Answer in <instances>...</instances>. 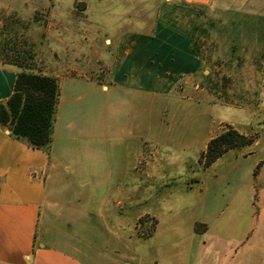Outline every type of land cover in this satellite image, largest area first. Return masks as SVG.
<instances>
[{
  "label": "crops",
  "instance_id": "obj_1",
  "mask_svg": "<svg viewBox=\"0 0 264 264\" xmlns=\"http://www.w3.org/2000/svg\"><path fill=\"white\" fill-rule=\"evenodd\" d=\"M16 1L22 18V6L34 15L44 6L41 0ZM84 1L88 11H105L98 19L103 51L90 54L82 38L77 46L62 48L60 39L70 32L72 19L59 14V8L73 1L53 0L48 29L49 53L55 58L53 73L47 75L61 77V87L63 81L94 87L100 81L83 74L100 72L102 62L108 69L103 90L170 98L204 66L191 35L197 10H219L230 2L136 0L147 17L153 13L149 24L130 18L133 11L122 14L140 8L125 3L133 0ZM111 9L116 12L108 14ZM41 24H33L39 37ZM62 54L65 59L59 58ZM59 70L77 74L64 78ZM19 71L0 61V103L12 96ZM58 120L49 152L13 139L0 125V264H264V185H255V178L229 190L215 206L195 192L194 173L180 181L163 170L159 156L147 162L141 145L130 146L128 141L136 139L131 132L115 136L116 145L108 149L113 157L100 175L78 150L60 147L59 157L55 155ZM66 127L76 125L68 122ZM66 152L73 159L63 160ZM146 215L154 225L142 238L132 228Z\"/></svg>",
  "mask_w": 264,
  "mask_h": 264
},
{
  "label": "rangeland",
  "instance_id": "obj_2",
  "mask_svg": "<svg viewBox=\"0 0 264 264\" xmlns=\"http://www.w3.org/2000/svg\"><path fill=\"white\" fill-rule=\"evenodd\" d=\"M6 1L0 0V61L31 73H53L55 57L49 53L48 29L53 0H41L44 6L35 15L28 6H22L26 14L23 18L18 16V1L10 0V6H6ZM70 1V6L59 8V14L72 19L68 25L70 32L60 39L62 48H70L73 43L77 46L78 38H82L83 48L88 45L90 54H95L105 45L103 31L98 28V19L105 11H88L84 0ZM233 1V5L230 0L223 6L231 10H197L199 19L191 35L193 48L204 66L189 85L176 87L172 98L115 88L103 90L108 69L102 62L100 72L80 73L94 76L99 85L63 81L55 155L59 157L60 147L78 150L80 159L93 161L102 175L108 159L113 157L108 149L116 145L115 136L131 132L136 139L128 141L130 146L141 145L147 152V162L159 156L163 170L175 173L180 181L194 173L195 192L202 194L203 200H212L215 206L229 190L248 184L253 178L255 185H264V0ZM125 3L140 8L131 12L127 8L122 14L129 16L133 11L130 18L152 22L153 13L149 12L147 17L141 2ZM37 21L42 23L40 37L39 30L33 28ZM60 57L65 59L63 54ZM58 73L64 78L77 74L64 70ZM76 98L79 100L75 103ZM68 122L76 127L68 129ZM229 128L250 137L254 143L231 149L205 167L203 154L208 143ZM72 156L66 152L63 160H71ZM150 222L146 215L132 231L136 236L147 237L153 230L154 224Z\"/></svg>",
  "mask_w": 264,
  "mask_h": 264
},
{
  "label": "trees",
  "instance_id": "obj_3",
  "mask_svg": "<svg viewBox=\"0 0 264 264\" xmlns=\"http://www.w3.org/2000/svg\"><path fill=\"white\" fill-rule=\"evenodd\" d=\"M59 82L57 77L20 68L12 96L0 103V125L13 139L24 141L33 149L51 150L61 101ZM252 143L250 137L229 128L208 143L203 154L204 166H211L231 149Z\"/></svg>",
  "mask_w": 264,
  "mask_h": 264
}]
</instances>
